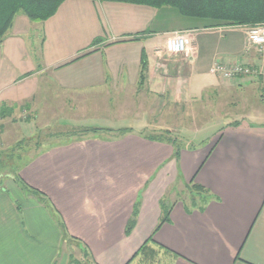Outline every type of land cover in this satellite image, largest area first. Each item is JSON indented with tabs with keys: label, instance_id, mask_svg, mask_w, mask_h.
Listing matches in <instances>:
<instances>
[{
	"label": "crops",
	"instance_id": "crops-1",
	"mask_svg": "<svg viewBox=\"0 0 264 264\" xmlns=\"http://www.w3.org/2000/svg\"><path fill=\"white\" fill-rule=\"evenodd\" d=\"M64 3L43 23L16 14L9 29L13 37L22 36L16 39L17 49L40 47L44 53L42 67L22 68L24 76L14 84L30 85L31 77L41 79L52 69L47 85H56L66 105L86 99L89 93L83 91L95 84L102 89L111 85L114 91L129 85L140 94L139 102L144 89L151 90L145 98L148 106L168 110L171 98L182 99L177 97L182 92L191 98L195 83L204 86L201 75L210 72L215 61L264 66L243 26H219L243 29L240 44L229 35L202 50L193 33L201 26L198 21L158 34L148 29L147 5L117 2L122 13L110 14L104 37L95 30L77 35L59 26V20L76 16L61 11ZM60 12H65L63 18ZM17 18L24 27L16 31ZM176 30H187L192 42L187 53L174 57L165 47L167 36ZM143 52L147 64L141 77ZM188 80L192 87L181 92L180 82ZM212 84L237 93L253 85L264 92L258 76ZM31 89L0 99V264H129L156 227L164 195L173 204L169 220L153 235L150 246L157 255L148 264H264V123L233 119L240 124L231 126L230 120L209 144L183 146L178 157L170 144L137 131L104 138L83 131L79 137L68 134L41 142L43 108L37 107L34 86ZM20 124H32L30 133ZM164 125L155 128L173 129L167 121ZM7 128L17 129L16 134L10 135ZM21 144L27 148L18 152L15 148ZM192 178L211 192L203 210L186 211L177 195L178 187L185 189ZM29 187L42 191L46 202ZM173 192L178 198H171ZM137 201L136 222L126 235Z\"/></svg>",
	"mask_w": 264,
	"mask_h": 264
},
{
	"label": "rangeland",
	"instance_id": "rangeland-1",
	"mask_svg": "<svg viewBox=\"0 0 264 264\" xmlns=\"http://www.w3.org/2000/svg\"><path fill=\"white\" fill-rule=\"evenodd\" d=\"M65 1L66 3L63 4L64 8L61 11H72L76 16L68 22H66V19L59 20V26L60 28L71 29L77 35H81L84 31H87V34H89L90 31L95 30V32H99L101 37H104L105 31L103 29H107L106 23L110 14L116 16L122 13V10L117 6L118 4H116L117 2L100 0ZM147 7L149 8L147 9L148 12L146 16L151 19V23L148 26L150 32H152L151 30H156L158 34H161V32L171 30L180 25H193L192 22H194V20L198 21V24L202 26L200 20H192L189 17L182 16L176 8L170 6ZM141 11L143 10L141 9ZM16 14L25 15L21 10ZM64 15L65 12H60L59 18H63ZM41 23L43 22L41 21ZM15 24L16 31L24 27L18 18ZM201 26L199 29L194 30L193 33L196 36V43L202 46V50H207L206 47L208 46L219 44V41L229 35L234 36L239 44L244 39L243 29L229 30L225 27L214 28ZM233 26H243L246 30L251 27L246 25ZM6 34V37L0 42V99H4L12 94H23L25 90L27 93L31 87L34 86L35 91L34 89L33 91L35 92L34 95L37 96V107L41 108L42 106L43 108L41 111V118L43 119V121H41V133L38 135L41 137V142L51 139H63L66 138L68 134L71 138L79 137L84 135L83 129L90 127H100V131L89 134L97 135L96 137L102 136L103 138L117 136L121 134L120 130L124 128H132L134 131H140L141 134L152 135L154 133H160L164 127H161V129L155 127L161 124L164 125L167 121V124L171 125L169 127L173 128L172 130L170 129V136L177 137L180 145L185 147L192 144L205 146L215 138L222 126L230 120L243 119L248 121L252 120L260 124L264 123V92L257 90L253 85L248 86L238 93L221 86H215L212 84L215 80H219L221 85H224V81L227 82L231 79H225L220 75L208 71H205V73L201 75L204 86H199V84H201V82H199L197 84L195 83L193 86L194 88L191 89V91L194 92L191 98L188 97L189 94H187V92L182 91H184V89L189 90L192 84L189 80L187 82L181 81L180 86L183 95H177V97L184 100H175L171 98L168 110L163 108L152 109L148 106L149 101L147 99L145 100V98L149 97L151 90L144 89L143 94H141V102H139L140 94H134V87L129 85H118L120 88L114 91L111 85H105L102 89L101 85L95 84L91 88H87L83 91L84 93L86 92L85 96L89 93L86 99L78 100L77 104L73 102L68 103L67 101L66 103L68 105H66L61 101L64 99V94L56 92V90L58 91L56 85L53 84V82H49L50 88L49 85H47L52 77V69L46 70L41 74V79H39V77L36 79L31 77L30 85H24L25 83L22 85L14 84L16 80L24 76L25 71H23L22 68L29 69L32 68V66L37 68L39 64H41L42 67L44 53L40 47H34L35 49L33 50H30L28 46L22 50L19 48L17 49V46H20V42L17 40L21 39L22 36L18 38L13 37L14 32L10 29L7 30ZM14 46L15 51L13 52L12 48H14ZM165 49L167 51L166 47ZM64 53L66 52H62L61 54ZM49 54H53V52L49 50ZM179 55L180 54L171 56L177 57ZM56 57L57 55L55 58ZM200 66H202V64H200ZM195 80H197L196 77ZM211 81L212 83H210ZM23 85L24 89H22ZM202 87L203 89L201 90ZM91 91L92 93H90ZM260 93L263 95L261 96ZM159 102L160 100H157L153 104L156 105ZM71 107L75 108V110ZM182 107L185 109H182ZM69 112L76 118H72L73 116L68 114ZM167 112L169 115L165 114ZM161 113L163 115H161ZM53 115L55 116L54 120H52L54 117ZM20 126L22 131L27 133H30L33 127L32 124H26L24 126L20 124ZM7 131L11 135L13 133L16 134L17 129L7 128ZM31 139H34V136ZM28 143V141H25L23 144L26 145ZM23 146L24 145L21 144V146L15 149H17L18 152H22L27 148H23ZM181 189L183 190L181 191ZM178 190V197L187 196V192L182 185L178 187ZM180 191L182 193L179 196ZM177 195L176 192H173L171 198L175 199ZM161 254H159V257H161ZM164 257L163 255L162 258ZM141 258L139 254L129 264H140L139 259Z\"/></svg>",
	"mask_w": 264,
	"mask_h": 264
},
{
	"label": "trees",
	"instance_id": "trees-1",
	"mask_svg": "<svg viewBox=\"0 0 264 264\" xmlns=\"http://www.w3.org/2000/svg\"><path fill=\"white\" fill-rule=\"evenodd\" d=\"M64 0H0V40L3 38L5 32L12 26L13 19L18 11H23L27 18L35 21H42L56 13L57 9ZM113 1L131 4L147 5L150 7L170 6L176 8L182 15L191 19L200 20L203 27H219L229 25H264V0H100ZM134 38V37H133ZM118 41V40H116ZM115 41V42H116ZM86 51L85 53L91 52ZM83 53V54H85ZM78 55L74 59L80 57ZM140 76H144L146 70L147 60L144 52L141 56ZM73 59V60H74ZM261 78L260 76H258ZM4 107V106H3ZM0 113L3 112L2 105L0 106ZM239 120H233L228 123L231 126H238ZM223 128V127H222ZM100 127H90L82 131L84 132H98ZM134 131L132 128H124L120 130L121 134ZM141 134V132L139 131ZM171 130L168 128L162 129L160 133L152 135H144L150 140L163 141L173 147V156L178 157L183 145L179 144L178 138L170 136ZM166 134V135H165ZM27 186V185H26ZM33 189L35 193L41 195V199L46 202V197L42 191ZM186 197H181V201L186 211L190 208H197L203 210L205 202L212 196L210 190L204 185L196 182L192 178L185 184ZM161 216L153 232L144 240L139 246L133 256L140 254L142 264H148L155 260L157 255L150 243L154 242L153 235L160 228V226L169 220V212L173 202H171L169 195L161 197L160 201ZM139 209L138 201L134 203L131 217L129 218L125 234L128 235L132 231ZM177 254V253H176Z\"/></svg>",
	"mask_w": 264,
	"mask_h": 264
},
{
	"label": "built area",
	"instance_id": "built-area-1",
	"mask_svg": "<svg viewBox=\"0 0 264 264\" xmlns=\"http://www.w3.org/2000/svg\"><path fill=\"white\" fill-rule=\"evenodd\" d=\"M250 45L257 48L262 59H264V25L251 26L246 30ZM192 42V37L186 30L174 31L166 39V48L169 55L187 53ZM210 72L220 75L225 79H231L238 75H256L264 81V66L253 67L246 63L213 62Z\"/></svg>",
	"mask_w": 264,
	"mask_h": 264
}]
</instances>
